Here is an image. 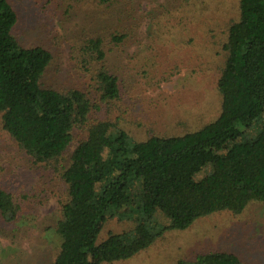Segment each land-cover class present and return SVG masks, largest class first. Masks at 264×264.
<instances>
[{
  "label": "trees",
  "instance_id": "1",
  "mask_svg": "<svg viewBox=\"0 0 264 264\" xmlns=\"http://www.w3.org/2000/svg\"><path fill=\"white\" fill-rule=\"evenodd\" d=\"M236 15L228 17L221 43L217 116L182 135L137 141L119 126L120 117L108 116L121 89L118 76L104 65L102 40L89 37L84 46L97 64L85 66L94 85L43 87L52 55L42 46L18 43L12 34L17 14L8 0H0V136L7 135L31 167L52 169L64 185L55 223L60 245L52 264L127 260L168 230H184L215 212L238 214L264 200V0H238ZM123 38L112 35L115 42ZM104 105L106 117L93 118ZM47 197L43 189L0 180V223L16 222ZM113 217L131 227L99 240ZM174 264L247 263L209 251Z\"/></svg>",
  "mask_w": 264,
  "mask_h": 264
},
{
  "label": "rangeland",
  "instance_id": "2",
  "mask_svg": "<svg viewBox=\"0 0 264 264\" xmlns=\"http://www.w3.org/2000/svg\"><path fill=\"white\" fill-rule=\"evenodd\" d=\"M8 2L17 14L12 34L18 43L42 46L52 55L41 78L43 87L83 89L93 84L85 70L97 64L84 46L89 37L102 40L104 65L118 76L121 89L108 116L120 117L119 126L134 140L182 135L217 116L221 43L228 17L237 16L238 0ZM114 34L124 38L115 42ZM107 108L104 105L93 118L106 117ZM55 173L41 165L31 167L29 157L7 135L0 136V180L48 192L34 211L16 222L0 223V264H52L60 245L55 223L64 188ZM158 220L167 224L161 216ZM130 227L131 222L109 218L98 239ZM209 251L235 254L247 264H264V200L249 203L238 214L215 212L184 230H168L146 250L109 264H174Z\"/></svg>",
  "mask_w": 264,
  "mask_h": 264
}]
</instances>
